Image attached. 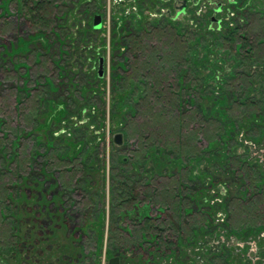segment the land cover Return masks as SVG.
Returning <instances> with one entry per match:
<instances>
[{"label": "rangeland", "instance_id": "obj_1", "mask_svg": "<svg viewBox=\"0 0 264 264\" xmlns=\"http://www.w3.org/2000/svg\"><path fill=\"white\" fill-rule=\"evenodd\" d=\"M174 95L187 141L150 114ZM127 159L148 199L120 205ZM1 214L0 264H264V0H0Z\"/></svg>", "mask_w": 264, "mask_h": 264}, {"label": "trees", "instance_id": "obj_2", "mask_svg": "<svg viewBox=\"0 0 264 264\" xmlns=\"http://www.w3.org/2000/svg\"><path fill=\"white\" fill-rule=\"evenodd\" d=\"M41 7H42V4L41 3H38V4L36 3L35 4V7L30 9V13L32 14V16L33 15H37L38 14V11L41 10ZM34 18H35V16H34ZM245 26H247V23L245 24ZM240 29L241 28H237V30L235 29L234 31L230 32V34L225 37V42H227L229 44L231 43V45L234 44V48H232V49H235V51H238L239 54L242 53V55L244 56V58L246 60H251V58L253 57V55L255 53V49H254L255 43H253V41L251 42V40L245 36V33L239 32V31H241ZM163 36H164V34H163ZM148 40H150V38H148L147 41ZM145 41H146V39H144L143 41H141V45L139 44V46L137 48L138 51H139V49L140 50L146 49L144 47H147L148 45L147 46L144 45L145 44ZM150 45L151 44H149V46H148L149 49L152 48V45L151 46ZM182 46H184L183 43H182ZM155 47H156V45H155ZM175 48H176V46H175ZM181 51H182V47L179 48V51L178 52H175L174 51L176 55L174 54L172 56H165V58H163L164 61H166L167 63L169 62V64L166 65L168 68H171V65L172 66L175 65L177 67V69L179 67L180 68V70H179L180 71V74H181V71H184L183 69H181V67L186 64L185 61L187 60V57H186V55H185L184 52L180 54ZM178 57L182 61H181V63H179L177 65V62L178 61H176V60H178ZM179 71H177V72L179 73ZM185 74H186V72H183L181 74L180 78L182 77V75L184 76ZM102 77H99L98 76L99 79H101ZM231 80H233V81L236 80V76L233 77ZM183 86H185V87H187L189 89V86H187V85H183ZM180 87H182V84L180 85ZM153 89H155V88H153ZM188 89H186V90H188ZM151 91H154V90H151ZM150 93L151 94H154L155 92H150ZM154 96L157 97V95H155V94H154ZM173 97H174V99L172 100V104H167V103H164L163 104V102L161 103V101H159L158 102L159 103L158 104V108H155V109L152 108L153 109V112L150 113V114H152V115L156 114L155 116H157L160 120H162V122H164V123L166 122L164 128H162V129H164L166 131H170L173 134V137L177 139V141H180L182 138L184 139V141H185V139L187 141V138H189V136H186V135L183 136L182 133L180 132L181 131V126L183 125V123L187 122V120L185 119V117H186L185 113L186 112L185 111H181L180 112L178 110L179 106L182 104V101H180L181 99L178 98V97H176L175 95ZM198 108H199L200 113L199 112L198 113H195V111L194 112L192 111L190 113L191 114L190 116H193L194 115L195 117H197V116L200 117V116L203 115L205 118H207L208 113L207 114L205 113L206 110L203 108V106L200 104V105H198ZM156 109H157V111H156ZM173 110H174V112H173ZM220 122H222V121L221 120L214 121L213 124H216L217 123L218 125H220ZM179 123H181V126H179ZM158 124L159 123H155L154 126L152 124V129H153V127H156V128H157V126L159 127ZM169 126H170L171 129L169 128ZM150 127L151 126H149L148 129ZM172 127H174L175 132H177V134H175V132L172 131ZM229 128H231V127H229ZM204 129H205V127L204 128L201 127V129H199L197 132H195L194 136H191L192 133H193L192 131H188V132H189V134H191L190 137L192 139H195V137L198 136V133L199 132L202 133ZM28 135H29V132H28ZM168 135H170V134H168ZM222 136H223V134L220 135L219 137L222 138ZM16 137L18 139V136H16ZM210 137H212V136H210ZM206 138L208 139V147H210L211 146V143L212 142H215V139L212 140V138H211L209 140L208 135H206ZM192 139H189V141H192ZM189 141L188 142H184L185 145L187 143L190 144L191 142H189ZM12 143H13V147L14 148L17 147V144H18L17 140L13 141ZM46 147H47V145H46ZM8 152H9L8 153L9 156H12L11 149H9ZM207 152L210 153V150L208 149ZM45 153H46L45 155H47V157H50V151L46 150ZM4 158L5 157H3V159ZM61 160H65V158H63ZM5 161H7V159L6 160L4 159V162ZM128 161H129V159H127L126 162H123L122 163V166L124 167V170L123 171L125 172L123 174L125 176H123V177L125 179H123L124 181H123L122 184L119 185L120 186V189H118V196L121 198L120 205L121 204L123 205L124 201H126V200L128 202L129 200H131V201H136V200L141 201L140 199H142V201H146L148 199V196L147 195H145L144 193H142L140 191H137L136 186H133L132 185V182L133 181H134V183H137V182H139V180L136 179V180H133L132 181V179L129 178L133 174V171L136 170V169L134 168V166H133L134 164H132V161L127 166ZM41 171H42L41 172V175L42 176H46V173L47 174L50 173V169L48 168V165L46 166V164H44V166L42 167ZM131 178H133V177H131ZM134 191H135V193H134L135 195L132 193ZM168 193L170 195V192H168ZM176 196L178 197V195H176ZM0 217L2 218V214H1ZM170 220H171V218L168 217V220H165L166 222H160V224L162 225L163 229H159L158 226L156 225L157 223H156L155 219L151 218L150 216H146V217L142 218L141 220H138L139 221L138 224H141L142 225V229H143L142 230L143 231V241L144 242H149L148 240H151V242L158 241V245L161 248H167L166 250H170L171 249V246H173L175 244V241H172V240L169 239L170 235H169L168 232H167L168 234L166 233L164 227H166V229H170V230L177 229L176 222L174 223V222H172ZM165 234H167L169 237H167Z\"/></svg>", "mask_w": 264, "mask_h": 264}, {"label": "water", "instance_id": "obj_3", "mask_svg": "<svg viewBox=\"0 0 264 264\" xmlns=\"http://www.w3.org/2000/svg\"><path fill=\"white\" fill-rule=\"evenodd\" d=\"M93 27L95 29H99L101 27V16L100 15H96L93 19ZM98 76L102 77L103 75V71H104V59L103 58H99L98 60ZM113 142L117 145H121L122 144V134L118 133L115 134L113 137ZM109 264H118V258H111L109 260Z\"/></svg>", "mask_w": 264, "mask_h": 264}]
</instances>
